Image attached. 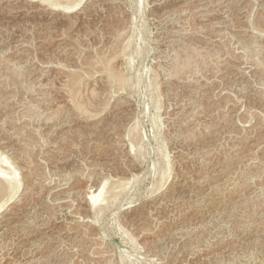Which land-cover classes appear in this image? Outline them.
Instances as JSON below:
<instances>
[{"label":"rangeland","instance_id":"374dc122","mask_svg":"<svg viewBox=\"0 0 264 264\" xmlns=\"http://www.w3.org/2000/svg\"><path fill=\"white\" fill-rule=\"evenodd\" d=\"M72 1L66 0L65 3ZM43 4L41 0H0V157L8 159L10 166L18 171L21 184L15 201L8 208L22 214L23 218L19 219L29 224L23 231L19 229L8 235L0 232V264H62L59 261L63 264H264V221L257 219L258 222H253L245 231L241 227L244 216L249 213L257 215L264 209V0H81L77 11L67 15L60 7ZM200 47L203 48L201 52ZM184 55L192 62L189 61L187 69L182 68L185 71L180 68V75L171 77L169 74L174 70V63L185 59ZM113 68L124 74L125 79L121 74L123 84H118L112 74ZM77 71L81 74L79 79ZM75 74V80L82 85L77 84L75 100L84 104L82 106L88 112L84 115H80V109L72 108L74 104L68 96L69 80H72L69 76ZM120 99L130 117L118 113ZM189 111L198 112L195 123L202 122L197 125L195 139L188 142L183 128H177V119ZM205 114L208 119L204 118ZM132 126L144 137L137 153L128 149L131 148L128 134ZM209 128L216 130L217 134ZM190 141L205 149L214 146V154L208 159L203 158L200 152L190 148ZM230 147L239 151L237 154L242 159L237 158L229 165L232 177L229 174V178L224 176L221 179L220 165L227 161ZM162 149L168 156L166 161L175 168L167 174L171 173L170 176L166 175L164 187L154 191L159 179ZM21 152L22 158L35 172V182L29 186L31 195L24 200L21 196L26 182L24 166L16 156ZM174 153H185L190 159L175 161L171 156ZM125 169L128 171H123ZM205 169L209 175L207 178L217 183L233 182L226 186L228 190L224 191L222 207L235 209L233 214L235 219L238 217L235 225L234 222H225L221 210L209 205L207 199L208 203L203 200L204 215L200 216L195 212L183 215L176 206L168 208L153 204L157 201L155 198L169 194L167 191L173 183H179L175 173L188 170L196 177ZM243 173H248L246 181L240 179ZM104 177L110 180L107 181L109 185L118 177L129 180L128 190H123L119 197L110 201V194L105 195L102 203L105 206L96 215L86 203V195L96 190ZM186 187L178 192L182 197L179 201L184 199L183 196L186 200L201 199L200 194ZM202 228L206 232L201 231V234L199 230ZM187 229L197 233L190 244L186 242ZM127 232L134 236L135 243ZM78 233L83 234L84 242H79ZM75 242L90 246L82 252ZM98 250L101 252L97 253ZM92 255L101 257L97 256V260Z\"/></svg>","mask_w":264,"mask_h":264},{"label":"bare ground","instance_id":"6f19581e","mask_svg":"<svg viewBox=\"0 0 264 264\" xmlns=\"http://www.w3.org/2000/svg\"><path fill=\"white\" fill-rule=\"evenodd\" d=\"M38 1H40V0H38ZM42 1V3H44V4H47V7L48 6H51L52 8L54 7H60L59 9H62V11L64 12V13H66L65 15H67V13H71V12H74V11H77V10H75V9H77L78 7V5H79V3H80V1L81 0H74V2L72 3H65V1L66 0H41ZM62 2V3H61ZM64 2V3H63ZM160 2V1H159ZM35 3H37V2H35ZM39 3V2H38ZM43 4V5H44ZM83 4V3H82ZM90 4V3H89ZM95 5V4H94ZM61 6H62V8H61ZM92 7V6H91ZM202 9V8H201ZM53 10V9H52ZM99 10V9H98ZM199 10V9H198ZM121 11V10H120ZM80 13V12H79ZM119 13V12H118ZM87 14V13H86ZM175 14V13H174ZM184 14V13H183ZM63 15V14H62ZM70 15V14H69ZM196 15H197V13H196ZM73 17V16H72ZM80 18V17H79ZM86 18V17H85ZM185 20V19H184ZM183 21V20H182ZM123 23V22H122ZM174 24V23H173ZM171 26V25H170ZM156 28V27H155ZM186 28V27H185ZM254 28V27H253ZM115 29V28H114ZM167 30V29H166ZM115 32V31H114ZM170 32V31H169ZM258 32V31H257ZM261 33V32H260ZM258 34V33H257ZM120 35H121V33H120ZM119 35V36H120ZM254 35V34H253ZM63 36V35H62ZM134 36V35H133ZM264 36V35H263ZM113 38H114V36H112ZM214 37V36H213ZM63 38V37H62ZM116 38V37H115ZM120 38V37H119ZM252 38V37H251ZM258 38V37H257ZM120 40V39H119ZM123 40V39H122ZM214 40V39H213ZM0 41H1V39H0ZM117 42V41H116ZM126 42V41H125ZM131 41H129L128 43H130ZM256 42V41H255ZM65 43V42H64ZM122 43V42H121ZM124 43V42H123ZM128 43H127V46H128ZM110 44V43H109ZM113 44V43H112ZM125 44V43H124ZM252 44V43H251ZM259 44V43H258ZM187 45V44H186ZM185 45V46H186ZM257 45V44H256ZM63 46V45H62ZM106 46V45H105ZM112 46V45H111ZM119 46V45H118ZM122 46V45H121ZM188 46V45H187ZM190 46V45H189ZM188 46V47H189ZM259 46V45H258ZM5 47V46H4ZM65 47V46H64ZM116 47H117V44H116ZM123 47H125L126 48V45L125 46H123ZM191 47V46H190ZM197 47V46H196ZM248 47V46H247ZM121 48V47H120ZM124 48V49H125ZM130 48V47H129ZM184 48V47H183ZM186 48V47H185ZM201 48V47H200ZM249 48V47H248ZM254 48V47H253ZM23 49H25V48H23ZM73 49V48H72ZM71 49V50H72ZM128 49V48H127ZM192 49V48H191ZM202 49L203 48H201V50H200V52L202 51ZM256 49V48H255ZM259 49V48H258ZM4 50V49H3ZM2 50V51H3ZM62 50V49H61ZM70 50V51H71ZM179 50V49H178ZM195 50V49H194ZM247 50V49H246ZM7 51V50H6ZM17 51V50H16ZM23 51V50H22ZM66 51V50H65ZM129 51V50H128ZM189 51V50H188ZM204 51V50H203ZM254 51V50H253ZM72 52V51H71ZM113 52V51H112ZM127 52V51H126ZM164 52V51H163ZM175 52V51H174ZM173 52V53H174ZM178 52V51H177ZM205 52V51H204ZM244 52V51H243ZM251 52V51H250ZM258 52V51H257ZM17 53V52H16ZM24 53V52H23ZM68 53V52H67ZM111 53V52H110ZM171 53V52H170ZM180 53H182V52H180ZM183 53H185V52H183ZM187 53V52H186ZM185 53V54H186ZM203 53V52H202ZM71 54V53H70ZM103 54H104V52H103ZM113 54H114V52H113ZM120 54H121V52H120ZM125 54H127V53H125ZM205 54V53H204ZM98 55V54H97ZM117 55V54H116ZM197 55H199L198 53H197ZM102 56V55H101ZM111 56V55H110ZM177 56V55H176ZM185 56V55H184ZM187 56V55H186ZM186 56H185V59L183 58L182 60H181V62L179 61L180 60V58H179V60H176V61H179V62H176V63H174L175 64V67H174V70H172L171 68V70H172V73L171 74H169L170 76L171 75H176V74H179L178 73V71H181V69L182 68H184L185 67V69H187V65H188V63H189V61L191 60H188V58H186ZM189 56V55H188ZM195 56V55H194ZM240 56V55H239ZM255 56V55H254ZM257 56V55H256ZM5 57V56H4ZM3 57V58H4ZM75 57V56H74ZM157 57V56H156ZM170 57V56H169ZM190 57H191V55H190ZM197 57V56H196ZM195 57V58H196ZM206 57V56H205ZM2 58V59H3ZM18 58V57H17ZM77 58V57H76ZM75 58V59H76ZM79 58V57H78ZM103 58V57H102ZM206 58H208V57H206ZM250 58V57H249ZM256 58V57H255ZM1 59V58H0ZM27 59V58H26ZM33 59V58H32ZM97 59V58H96ZM105 59V58H104ZM112 59V58H111ZM192 59H194L193 57H192ZM200 59V58H199ZM205 59V58H204ZM239 59V58H238ZM29 60V59H28ZM78 60V59H77ZM110 60V59H109ZM174 60V59H173ZM6 61V60H5ZM87 61V60H86ZM105 61V60H104ZM111 61H113V60H111ZM175 61V60H174ZM197 61H200V60H198L197 59ZM257 61H258V59H257ZM260 61V60H259ZM3 62H4V59H3ZM21 62V61H20ZM32 62H34V61H32ZM77 62V61H76ZM75 62V63H76ZM91 62H92V60H91ZM96 62V61H95ZM170 62V61H169ZM191 62H192V60H191ZM190 62V63H191ZM194 62V61H193ZM201 62H203L202 60H201ZM261 62V61H260ZM8 63V62H7ZM11 63V62H10ZM9 63V64H10ZM23 63V62H22ZM90 63V62H89ZM168 63V62H167ZM205 63V62H204ZM249 63V62H248ZM258 63V62H257ZM256 63V64H257ZM56 64V63H55ZM97 64H99V63H97ZM104 64H105V62H104ZM119 64V63H118ZM160 64V63H159ZM173 64V65H174ZM208 64V63H207ZM261 64H262V62H261ZM7 65V64H6ZM59 65V64H58ZM62 65V64H61ZM95 65V64H94ZM106 65H107V63H106ZM123 65V64H122ZM191 64H189V66H190ZM196 65V64H195ZM198 65V64H197ZM196 65V66H197ZM250 65V64H249ZM5 66V65H4ZM3 66V67H4ZM31 66H32V64H31ZM34 66V65H33ZM65 66V65H64ZM74 66V65H73ZM102 66V65H101ZM119 66V65H118ZM124 66V65H123ZM188 66V67H189ZM200 66V65H199ZM220 66V65H219ZM18 67V66H17ZM38 67V66H37ZM76 67H77V65H76ZM100 67V66H99ZM115 67V66H114ZM203 67H205V66H203ZM95 68V67H94ZM108 68V67H107ZM116 68V67H115ZM168 68V67H167ZM181 68V69H180ZM190 68V67H189ZM219 68V67H218ZM14 69V68H13ZM17 69V68H16ZM66 69H67V67H66ZM79 69V68H78ZM109 69V68H108ZM193 69V68H192ZM198 69V68H197ZM9 70V69H8ZM31 70V69H30ZM43 70V69H42ZM91 70H93V69H91ZM107 70V69H106ZM111 70V69H110ZM113 70H114V68H113ZM113 70H111L112 72H113ZM119 70H120V68H119ZM166 70V69H165ZM183 71H185L184 69H182ZM195 70H196V68H195ZM199 70H201V69H199ZM204 70V69H203ZM202 70V71H203ZM218 70V69H217ZM20 71V70H19ZM22 71V70H21ZM24 71V70H23ZM41 71V70H40ZM66 71V70H65ZM123 71V69L121 70V72ZM191 71V70H190ZM198 71V70H197ZM215 71V70H214ZM221 71V70H220ZM64 72V71H63ZM71 72V71H70ZM69 72V73H70ZM74 72V71H73ZM85 72V70L83 71V73ZM88 72V71H87ZM86 72V73H87ZM120 72V71H119ZM119 72H116V70H114V72L112 73L113 75H114V77L117 79V82H118V84H120V83H122L123 84V82H122V80L123 79H125V76H123L124 74L123 73H121L122 74V76L124 77L123 79H121L122 77H121V74L119 73ZM196 72V71H195ZM18 73H21V72H18ZM25 73V72H24ZM40 73V72H39ZM76 73V72H75ZM78 73H80V72H78L77 71V74ZM82 73V72H81ZM89 73V72H88ZM109 73V72H108ZM167 73V72H166ZM184 73V72H183ZM194 73V72H193ZM215 73V72H214ZM77 74H75V75H73V76H69V77H71L72 78V80L70 79L69 80V84H70V86L68 87L69 89H68V96H69V98H71L72 99V101H71V99H70V101H71V103L73 102V104L74 105H72V108H73V106L75 107V109H80L81 110V112H80V115H82V113H83V115H84V113H88V112H85V109L83 108L84 106H82V105H84V104H82V105H80L79 104V102H77L76 100H75V96H76V93H77V91H78V88H77V84L80 82H78L77 83V80H75V78L77 77L76 75ZM99 74V73H98ZM9 75V74H8ZM7 75V76H8ZM35 75V74H34ZM58 75V74H57ZM66 75V74H65ZM80 75L81 74H78V79H79V77H80ZM84 75V74H83ZM91 75V74H90ZM168 75V74H167ZM168 75V76H169ZM180 75V74H179ZM187 75V74H186ZM190 75V74H189ZM192 75V74H191ZM202 75V74H201ZM200 75V76H201ZM212 75H214V74H212ZM2 76V75H1ZM13 76V75H12ZM15 76H16V74H15ZM19 77H20V75H18ZM76 76V77H75ZM85 76V75H84ZM137 76V75H136ZM156 76V75H155ZM174 76H171V77H174ZM196 76V75H195ZM63 77V76H62ZM75 77V78H74ZM114 78V79H115ZM163 78V77H162ZM167 78V77H166ZM170 78V77H169ZM178 78V77H177ZM180 78V77H179ZM183 78V77H182ZM194 78V77H193ZM68 79V78H67ZM77 79V78H76ZM138 79V78H137ZM39 80V79H38ZM38 80H37V82H38ZM105 80H107V79H105ZM156 80V79H155ZM175 80V79H174ZM179 80V79H178ZM185 80H187V79H185ZM194 80V79H193ZM196 80V79H195ZM206 80V79H205ZM5 81V80H4ZM21 81V80H20ZM75 81V82H74ZM83 81V80H82ZM101 81V80H100ZM109 81V80H108ZM137 81V80H136ZM168 81V80H167ZM191 81V80H190ZM189 81V82H190ZM197 81V80H196ZM207 81V80H206ZM32 82V81H31ZM36 82V83H37ZM40 82V81H39ZM42 82V81H41ZM105 82V81H104ZM162 82V81H161ZM171 82H172V80H171ZM181 82V81H180ZM35 83V84H36ZM47 83V82H46ZM86 83V82H85ZM94 83V82H93ZM107 83V82H106ZM111 83V82H110ZM137 83H139V82H137ZM158 83V82H157ZM179 83V82H178ZM195 83V82H194ZM2 84V83H1ZM14 84V83H13ZM12 84V85H13ZM31 84V83H30ZM29 84V85H30ZM43 84V83H42ZM73 84V85H72ZM80 84V83H79ZM131 84V83H130ZM191 84V83H190ZM201 84V83H200ZM9 85V84H8ZM32 85V84H31ZM45 85V84H44ZM81 85V84H80ZM121 85V84H120ZM137 85V84H136ZM149 85H150V83H149ZM159 85V84H158ZM177 85V84H176ZM188 85V84H187ZM1 86V85H0ZM37 86V85H36ZM41 86H43V85H41ZM52 87H53V85H51ZM64 86V85H63ZM82 86V85H81ZM92 86V85H91ZM108 86V85H107ZM191 86V85H190ZM189 86V87H190ZM35 87V86H34ZM38 87V86H37ZM46 87V86H45ZM62 87V86H61ZM90 87V86H89ZM93 87V86H92ZM101 87V86H100ZM123 87V85L121 86V88ZM151 87V86H150ZM150 87H149V89H150ZM195 87H197V86H195ZM194 87V88H195ZM3 88V87H2ZM25 88V87H24ZM41 88V87H40ZM39 88V89H40ZM55 88V87H54ZM64 88V87H63ZM91 88V87H90ZM97 88V87H96ZM119 88V87H118ZM137 88H139V86L138 87H136V89ZM144 88V87H143ZM164 88V87H163ZM168 88H170V87H168ZM198 88V87H197ZM13 89V88H12ZM26 89V88H25ZM32 89V88H31ZM46 89V88H45ZM91 89H93V88H91ZM90 89V90H91ZM105 89V88H104ZM120 89V88H119ZM123 89V88H122ZM141 89V88H140ZM139 89V90H140ZM183 89V88H182ZM7 90H8V88H7ZM55 90V89H54ZM64 90H66L65 88H64ZM159 90V89H158ZM168 90V89H167ZM177 90V89H176ZM190 90V89H189ZM26 91V90H25ZM36 91V90H35ZM60 91V90H59ZM93 91H95V90H93ZM105 91H106V89H105ZM119 91V90H118ZM173 91V90H172ZM183 91V90H182ZM197 91V90H196ZM30 92V91H29ZM50 92V91H49ZM48 92V93H49ZM65 92V91H64ZM97 92V91H96ZM99 92V91H98ZM102 92V91H101ZM104 92V91H103ZM194 92V91H193ZM12 93V92H11ZM35 93V92H34ZM44 93V92H43ZM92 93H94V92H92ZM164 93V92H163ZM196 93V92H195ZM13 94V93H12ZM55 94V93H54ZM67 94V93H66ZM84 94V93H83ZM97 94V93H96ZM101 94V93H100ZM109 94V93H108ZM189 94V93H188ZM194 94V93H193ZM2 95V94H1ZM10 95V94H9ZM15 95V94H14ZM48 95V94H47ZM56 95V94H55ZM183 95V94H182ZM34 96V95H33ZM49 96V95H48ZM66 96V95H65ZM85 96V95H84ZM94 96V95H93ZM96 96V95H95ZM104 96V95H103ZM177 96V95H176ZM35 97V96H34ZM43 97V96H42ZM47 97V96H46ZM81 97H82V95H81ZM99 97V96H98ZM129 97V96H128ZM1 98H3V96L1 97ZM12 98H13V96H12ZM36 98V97H35ZM52 98V97H51ZM55 98V97H54ZM87 98V97H86ZM96 98V97H95ZM120 98H121V96H120ZM10 99V98H9ZM49 99V98H48ZM80 99V98H79ZM151 99V98H150ZM195 99V98H194ZM208 99V98H207ZM223 99V98H222ZM2 100V99H1ZM33 100V99H32ZM55 100V99H54ZM80 100H82V99H80ZM87 100H89V99H87ZM86 100V101H87ZM121 101H120V106L118 107V110H116V111H118V113H120L121 114V112H122V114L123 113H125L126 115H124V116H126V117H130V112L129 111H127L126 110V105L124 104L123 106H121L122 105V103H124V101H122V99H120ZM157 100H158V98H157ZM180 100V99H179ZM4 101V100H3ZM6 101V100H5ZM39 101V100H38ZM86 101H84V102H86ZM90 102V101H89ZM214 102V101H213ZM224 102V101H223ZM27 103V102H26ZM33 103V102H32ZM81 103H83V102H81ZM91 103V102H90ZM127 103V102H126ZM161 103V102H160ZM201 103V102H200ZM215 103V102H214ZM217 103V102H216ZM220 103V102H219ZM2 104V103H1ZM14 104V103H13ZM23 104V103H22ZM34 104V103H33ZM87 104V103H86ZM96 104V103H95ZM212 104V103H211ZM210 104V105H211ZM228 104V103H227ZM5 105V104H4ZM15 105V104H14ZM26 105V104H25ZM28 105H29V103H28ZM157 105V104H156ZM161 105V104H160ZM88 106H90V105H88ZM204 106V105H203ZM209 106V105H208ZM7 107V106H6ZM26 107V106H25ZM30 107H31V105H30ZM199 107V106H198ZM213 107V106H212ZM86 108H88L87 106H86ZM90 108V110H91V107H89ZM88 108V109H89ZM197 108V107H196ZM208 108V107H207ZM19 109V108H18ZM34 109V108H33ZM32 109V110H33ZM75 109H74V111H75ZM201 109V108H200ZM29 110H30V108H29ZM28 110V111H29ZM76 110V112H77V114H79V111H77ZM83 110V111H82ZM87 110V109H86ZM90 110H89V113H90ZM208 110V109H207ZM223 110V109H222ZM234 110V109H233ZM22 111V110H21ZM25 111V110H24ZM38 111V110H37ZM73 111V112H74ZM96 111V110H95ZM100 111V110H99ZM193 111V110H192ZM195 111V110H194ZM31 112V111H30ZM36 112V111H35ZM35 112H33V113H35ZM204 112V111H203ZM219 112V111H218ZM7 113V112H6ZM17 113V112H16ZM22 113V112H21ZM24 113V112H23ZM22 113V114H23ZM114 113V112H113ZM196 113H198V112H196ZM195 112H190L189 111V113H186L185 115H184V117L182 116V117H180L179 116V118L177 119V128L179 127V129H181V128H183V132L186 134V140L189 142V140L190 139H195V137H196V132H197V130L199 129V126H197L198 124L200 125V123L202 122L200 119H199V117L197 118V119H199L201 122L199 123H195L196 122V120L194 119V118H196L195 116V114H196ZM226 113V112H225ZM235 113V112H234ZM91 114V113H90ZM202 114V113H201ZM211 114V113H210ZM29 115V114H28ZM31 115V114H30ZM35 115V114H34ZM73 115H75V114H73ZM79 115V116H80ZM87 115V114H86ZM206 115V114H205ZM232 115H233V113H232ZM22 115H20V117H21ZM40 116V114L38 115V117ZM42 116V115H41ZM70 116V115H69ZM88 116V115H87ZM97 116V115H96ZM116 116V115H115ZM219 116V115H218ZM223 116V115H222ZM228 116V115H227ZM4 117V116H3ZM11 117V116H10ZM32 117V116H31ZM50 117H52V116H50ZM81 117H83V116H81ZM216 117V116H215ZM221 117V116H220ZM232 117V116H231ZM237 117V116H236ZM26 118V117H25ZM28 118V117H27ZM84 118V117H83ZM99 118H101V117H99ZM205 119L207 118V115H206V117H204ZM208 118H209V116H208ZM207 118V119H208ZM12 119V118H11ZM20 119V118H19ZM49 119V118H48ZM88 119H89V117H88ZM227 119V118H226ZM32 120V119H31ZM33 120H35V119H33ZM91 120V119H90ZM156 120V119H155ZM159 120V119H158ZM198 120V121H199ZM213 120V119H212ZM229 120V119H228ZM14 121V120H13ZM26 121V120H25ZM36 121V120H35ZM69 121V120H68ZM136 121V120H135ZM195 121V122H194ZM204 121V120H203ZM219 121H220V119H219ZM222 121V120H221ZM1 122V121H0ZM62 122V121H61ZM79 122V121H78ZM100 122V121H99ZM156 122V121H155ZM231 122V121H230ZM233 122V121H232ZM231 122V123H232ZM12 123V122H11ZM19 123V122H18ZM90 123V122H89ZM97 123V122H96ZM17 124V123H16ZM28 124V123H27ZM32 124V123H31ZM67 124V123H66ZM135 124V123H134ZM233 124V123H232ZM6 125H8V124H6ZM22 125V124H21ZM88 125V124H87ZM214 125V124H213ZM215 125H217V124H215ZM214 125V126H215ZM3 126V125H2ZM55 126V125H54ZM92 126H93V124H92ZM100 126V125H99ZM175 126H176V124H175ZM189 126H191V127H189ZM204 126V125H203ZM205 126H207V125H205ZM204 126V127H205ZM218 126V125H217ZM216 126V127H217ZM224 126H226V125H224ZM232 126V125H231ZM6 127V126H5ZM4 127V128H5ZM17 127V126H16ZM29 127V126H28ZM66 127V126H65ZM213 127V126H212ZM27 128V127H26ZM138 128V127H137ZM176 128V129H177ZM205 128H207V127H205ZM227 128V127H226ZM13 129V128H12ZM22 129V128H21ZM29 129V128H28ZM54 129V128H53ZM52 129V130H53ZM204 129V128H203ZM210 129V128H209ZM221 129V128H220ZM225 129V128H224ZM235 129V128H234ZM14 130V129H13ZM32 130V129H31ZM51 130V129H50ZM67 130V129H66ZM178 130V129H177ZM206 130V129H205ZM210 130H213L212 128L210 129ZM20 131V130H19ZM35 131V130H34ZM64 131V130H63ZM104 131V130H103ZM167 131V130H166ZM182 131V130H181ZM214 131V130H213ZM216 131V130H215ZM214 131V133L213 134H217L216 132ZM220 131V130H219ZM23 132V131H22ZM173 132V131H172ZM232 132V131H231ZM11 133V132H10ZM37 133V132H36ZM180 133V132H179ZM206 133V132H205ZM19 134H21V133H18V135ZM23 134V133H22ZM25 134V133H24ZM24 134H23V136H24ZM67 134V133H66ZM117 134V133H116ZM210 134H211V132H210ZM220 134V133H219ZM29 135V134H28ZM31 135V134H30ZM128 135H130V139H131V144H129V145H131V148H128V149H131V150H135V152L137 153V152H139L140 150H141V143H142V141H143V139H144V137H143V135H142V133H141V131H137V129L135 128V126H132V128H130V130H129V134ZM236 135V134H235ZM22 136V135H21ZM66 136V135H65ZM116 136V135H115ZM185 136V135H184ZM204 136V135H203ZM207 136H208V134H207ZM206 136V137H207ZM212 136V135H211ZM238 136V135H237ZM9 137V136H8ZM63 137V136H62ZM129 137V136H128ZM170 137V136H169ZM178 137V136H177ZM215 137V136H214ZM213 137V138H214ZM20 138V137H19ZM18 138V139H19ZM30 138V137H29ZM35 138V137H34ZM59 138V137H58ZM64 138V137H63ZM62 138V139H63ZM166 138V137H165ZM185 138V137H184ZM219 138V137H218ZM17 139V140H18ZM68 139V138H67ZM66 139V140H67ZM222 139V138H221ZM220 139V140H221ZM40 140V139H39ZM171 140V139H170ZM198 140H200V139H198ZM217 140V139H216ZM232 140V139H231ZM28 141V140H27ZM33 141V140H32ZM35 141V140H34ZM37 141V140H36ZM195 141V140H194ZM197 141V140H196ZM23 142V141H22ZM25 142V141H24ZM175 142V141H174ZM205 142V141H204ZM31 143H33V142H31ZM64 143V142H63ZM128 143V142H127ZM195 143V144H194ZM210 143V142H209ZM259 143V142H258ZM236 144H237V142H236ZM19 145V144H18ZM35 145V144H34ZM184 145V144H183ZM190 148L192 147V150H194V151H198V152H200V154L202 155V157L203 158H209V156H212L213 154H214V151L212 150L213 148H214V146H213V148H209L208 146V148H206L205 149V147L203 148L201 145V147L200 146H198L197 144H196V142H192V141H190ZM226 145V144H225ZM23 147H24V145H22ZM21 146V147H22ZM33 146V145H32ZM233 146V145H232ZM238 146H239V144H238ZM27 147H29V146H27ZM130 147V146H129ZM226 147H227V145H226ZM236 147V146H235ZM14 148V147H13ZM220 148V147H219ZM231 148V151L229 152L230 153V155H229V153H228V157H227V161L226 160H224V161H226L225 162V164L224 165H220V166H222V167H220V168H222L219 172V177L221 178V177H223L224 178V176L225 177H227L229 174L231 175V169H230V166L229 165H231V163H233V161L234 160H236L237 158H239V159H242V156H239L237 153L239 152H237V151H233V147H230ZM240 148V147H239ZM24 149H26V148H24ZM165 149V148H164ZM215 149V148H214ZM245 149V148H244ZM254 149V148H253ZM26 150H28V149H26ZM166 150V149H165ZM200 150V151H199ZM242 150V149H241ZM13 151V150H12ZM24 151V150H23ZM33 151V150H32ZM116 151V150H115ZM118 151V150H117ZM123 151V150H122ZM178 151V150H177ZM182 151H183V149H182ZM216 151V150H215ZM218 151V150H217ZM224 151V150H223ZM250 151V150H249ZM17 152V151H16ZM19 152V151H18ZM25 152V151H24ZM124 152H126V151H124ZM131 152V151H130ZM180 152V151H179ZM195 152V153H196ZM222 152V151H221ZM226 152V151H225ZM224 152V153H225ZM246 152V151H245ZM264 152V151H263ZM186 153V152H185ZM185 153L183 154V153H174V155H171V156H173L172 158L175 160V159H177L178 161H180V162H187V160L186 159H190V158H188V156H186L185 155ZM242 152H240V154H241ZM249 153V152H248ZM132 154H133V151H132ZM160 154V153H159ZM171 154V153H170ZM217 154V153H216ZM215 154V155H216ZM25 155H27V153L25 154ZM135 155V154H134ZM133 155V156H134ZM161 155H162V161H160V163H161V165H160V167H158V169H159V171H158V184H157V186L155 185V183H154V185L156 186V188H155V190L154 191H157V190H160V189H162L163 187H164V185L166 184V177L167 176H170V174L169 175H167L168 173H169V171L171 170V168L172 169H174L173 167H171L170 165H169V163H171L170 161H166V157H168V156H166V154L164 153V150L162 149V151H161ZM188 155V154H187ZM193 155H194V153H193ZM218 155V154H217ZM220 155V154H219ZM246 155H248V154H246ZM1 156V155H0ZM5 156V155H4ZM16 156H18L17 158L19 159V161H21V162H23V168H24V173H23V175H24V181H26L25 182V187H24V189H23V191H22V194H21V196H22V199L24 200V197H26L27 198V196H29V195H31V193H30V191H31V187H29V186H31V184L33 183V182H35L34 181V170L31 168V166L30 165H28L27 164V161L25 162V160L22 158V152L21 153H19L18 155H16ZM46 156V155H45ZM50 156V155H49ZM190 156V155H189ZM253 156V155H252ZM255 156V155H254ZM6 157H7V155H6ZM28 157V156H27ZM138 157V156H137ZM226 157V156H225ZM3 156L2 157H0V215H2L3 214V212H6V213H4L2 216H0V232H4V234H9V233H11V232H13V231H17V230H19L20 229V231H23L24 229H25V227L26 226H28L27 224H26V220L24 221V220H21V219H19V218H23V217H21V216H23L22 214H20L19 215V213L17 214V213H14L15 211H13L12 212V209H9L8 207H9V205L11 204V203H13V201H15V197H16V195H17V193H18V190H19V188H20V182H19V179H18V177H19V175H17V173L16 172H18V171H15V169L14 168H12L11 166V164H9L10 162L8 161L7 162V160L8 159H6V158H3ZM7 158H9V157H7ZM130 158V157H129ZM211 158V157H210ZM264 158V157H263ZM11 159V158H10ZM29 159V158H28ZM132 159V158H131ZM255 159V158H254ZM17 160V159H16ZM30 160V159H29ZM128 160V159H127ZM130 160V159H129ZM213 160V159H212ZM220 160V159H219ZM245 160V159H244ZM11 161V160H10ZM31 161V160H30ZM131 161H133V160H131ZM172 161V160H171ZM176 161V160H175ZM238 161V160H237ZM254 161V160H253ZM260 161V160H259ZM127 162V161H126ZM174 161H172V163H173ZM194 162V161H193ZM241 162H243V161H241ZM12 163V162H11ZM122 163H123V161H122ZM127 163H129V161L127 162ZM159 163V164H160ZM211 163V162H210ZM248 163V162H247ZM261 163V162H260ZM17 164V163H16ZM27 164V165H26ZM135 164V163H134ZM133 164V165H134ZM186 164V163H185ZM203 164V163H202ZM215 164V163H214ZM237 164V163H236ZM249 164V163H248ZM11 165V166H10ZM31 165H32V163H31ZM131 165V164H130ZM129 165V166H130ZM132 165V167L131 168H133L134 166ZM169 165V166H168ZM190 165V164H189ZM192 165V164H191ZM190 165V166H191ZM206 165V164H205ZM233 165V164H232ZM235 165V164H234ZM239 165V164H238ZM263 165V164H262ZM21 166V165H20ZM28 166V167H27ZM211 166V165H210ZM213 166V165H212ZM244 166V165H243ZM122 167V166H121ZM127 167V166H126ZM235 167V166H234ZM22 168V169H23ZM209 168V167H208ZM248 168V167H247ZM38 169V168H37ZM36 169V170H37ZM101 169V168H100ZM128 169V168H127ZM127 169H125V170H123V171H126ZM239 169V168H238ZM242 169V168H241ZM249 169V168H248ZM133 170V169H132ZM243 170V169H242ZM256 170V169H255ZM264 170V169H263ZM102 171V170H101ZM122 171V172H123ZM128 171V170H127ZM129 171H130V168H129ZM183 171V170H182ZM23 172V171H22ZM170 172H172V171H170ZM186 173H182V174H179V173H175L176 174V176H178L179 177V179H178V181H179V183H173L172 185H171V187L169 188V190L167 191V192H169V194H167V195H165V193L164 194H162L160 197H157V198H159V199H157V198H155L154 199V201H156V202H154L153 204L155 205V204H159L160 206H164V207H171V206H176V207H178L179 209H180V212H182V214L183 215H185V214H187V213H189V212H192V213H196V214H198L199 216L200 215H204V210H203V207H202V203L205 201V203H208L209 201H206V199L207 200H210V203H209V205H211L213 208H215V209H218V210H221V213H223L222 215V217H224V221L225 222H230V223H233L234 222V225H235V222L237 221V219H238V217H237V219H235V216H234V214H233V209L231 208L230 210H226L225 208H223L222 207V199L224 200V196H223V194H224V191H226V190H228L227 188H226V186L228 185H230V184H232V183H230V184H228L227 182V184L226 183H224L223 181V183H217V181H214L212 178H207V175H208V172H207V170L205 169V170H203L202 172L201 171H199V175L198 176H194L192 173H191V171H188V170H186L185 171ZM218 172V171H217ZM236 172V171H235ZM254 172V171H253ZM256 172V171H255ZM101 173V172H100ZM252 173V172H251ZM38 174V173H37ZM104 174V173H103ZM233 174V173H232ZM236 174V173H235ZM244 174V173H243ZM257 174V173H256ZM106 175V174H105ZM133 176H134V174H132ZM155 175V174H154ZM167 175V176H166ZM239 175V174H238ZM247 175H248V173L245 175H243V177L242 178H240V179H242V180H247ZM250 175V174H249ZM100 176H101V174H100ZM133 176H131L130 178H132ZM175 176V177H176ZM209 176V175H208ZM234 176V175H233ZM252 176H254V175H252ZM258 176V175H257ZM260 176V175H259ZM102 177V176H101ZM107 177V176H106ZM135 177V176H134ZM133 177V178H134ZM231 177H232V175H231ZM249 177V176H248ZM251 177V176H250ZM36 178V177H35ZM169 178V177H168ZM219 178V179H220ZM227 178H229V177H227ZM256 178V177H255ZM26 179V180H25ZM102 179V178H101ZM136 179V178H135ZM134 179V180H135ZM170 179V178H169ZM222 179V178H221ZM220 179V180H221ZM43 180V179H42ZM226 180V179H225ZM230 180V179H229ZM241 180V182H242V184H244V186H246L245 185V181H242ZM107 181H110V180H108V178H103L102 180H100V182H99V184H98V186H97V188H96V190H94V191H89L88 193H87V195H86V203L88 204V206L90 207V209H92V212H93V210L96 212V215H98L97 213H100L102 210H103V207L105 206V205H103L102 203H103V200H105V195H107V194H110V198L109 197H107V198H109L108 200L110 201V199L111 198H117V197H119V195L123 192V190L125 191V189H127L126 188V186L129 184V180H126V179H121V178H119L118 177V179H114V181L113 182H111V184L109 185L108 184V182ZM112 181V180H111ZM219 181V180H218ZM227 181V180H226ZM252 181V180H251ZM22 182V181H21ZM170 182V181H169ZM235 182V181H234ZM110 183V182H109ZM186 183L188 184V185H186ZM109 186H108V185ZM242 184H241V186H242ZM238 185V184H237ZM249 185V184H248ZM247 185V186H248ZM251 185V184H250ZM253 185V184H252ZM55 186V185H54ZM57 186V185H56ZM186 186H188V189H191V192H193V191H195L194 193H198V194H200V196H199V198H201L200 200L197 198V199H195V200H190V198L188 199V200H186L185 199V197L183 196V198L184 199H182V200H180L179 201V199H181L182 197L179 195V193L178 192H181L182 190H183V188H185ZM234 186V185H233ZM244 186H242V188H244ZM231 187V186H230ZM187 188V187H186ZM233 188V187H232ZM239 188V187H238ZM255 188V187H254ZM52 189V188H51ZM233 189H235V188H233ZM256 189V188H255ZM30 190V191H29ZM34 190V189H33ZM67 190V189H66ZM128 190V189H127ZM126 190V191H127ZM187 190V189H186ZM240 190V189H239ZM262 190V189H261ZM190 191V190H189ZM236 191V190H235ZM246 191V190H245ZM254 191V190H253ZM257 191V190H256ZM55 192V191H54ZM166 192V193H167ZM255 192V191H254ZM260 192V191H259ZM157 193V192H156ZM232 193H233V191H232ZM238 193V192H237ZM241 193V192H240ZM68 194H70V193H68ZM185 194V193H184ZM189 194H190V192H189ZM188 194V195H189ZM230 194V193H229ZM250 194V193H249ZM248 194V195H249ZM197 195V194H196ZM61 196V195H60ZM78 196V195H77ZM192 195H190V197H191ZM226 196H228V195H226ZM230 196V195H229ZM260 196V195H259ZM262 196H263V194H262ZM63 197V196H62ZM66 197V196H65ZM181 197V198H180ZM189 197V196H188ZM196 197V196H195ZM247 197V196H246ZM250 197V196H249ZM256 197V196H255ZM258 197V196H257ZM264 197V196H263ZM263 197H261V198H263ZM61 198V197H60ZM74 198V197H73ZM78 198V197H77ZM18 199V198H17ZM57 199V198H56ZM61 199H63V198H61ZM75 199V198H74ZM233 199V198H232ZM257 200H259L260 199V197H259V199L258 198H256ZM28 200V199H27ZM66 200V199H65ZM68 200V199H67ZM73 200V199H72ZM204 200V201H203ZM237 200V199H236ZM239 200V199H238ZM30 201V200H29ZM39 201V200H38ZM107 201V200H106ZM229 201V200H228ZM240 201H241V199H240ZM67 202V201H66ZM108 202V201H107ZM106 202V203H107ZM253 202V201H252ZM255 202V201H254ZM263 202V201H262ZM261 202V203H262ZM17 203V202H16ZM63 203V202H62ZM238 203V202H237ZM251 203V202H250ZM257 203V202H256ZM34 204V203H33ZM105 204V203H104ZM246 204H248V203H246ZM253 204V203H252ZM258 204H259V202H258ZM19 205V204H18ZM107 205V204H106ZM144 205V204H143ZM236 205V204H235ZM263 205V204H262ZM260 206V207H263V206ZM13 206V205H12ZM32 206V205H31ZM51 206V205H50ZM56 206H57V204H56ZM59 206H61V205H59ZM145 206V205H144ZM146 206H148V205H146ZM225 206V205H224ZM244 206V205H243ZM141 207V206H140ZM11 208V207H10ZM16 208V207H15ZM130 208V207H129ZM144 208V207H143ZM149 208V207H148ZM134 209V208H133ZM147 209V208H146ZM162 209V208H161ZM251 209H252V207H251ZM36 210V209H35ZM137 210V209H136ZM145 210V209H144ZM235 210V209H234ZM150 211V210H149ZM171 211V210H170ZM205 211H206V209H205ZM238 211V210H237ZM236 211V212H237ZM241 211H243V210H241ZM256 211V210H255ZM135 212V211H134ZM138 212V211H137ZM141 212V211H140ZM139 212V213H140ZM219 212V211H218ZM251 212H253V211H251ZM20 213H22V212H20ZM27 213V212H26ZM26 213H25V215H26ZM91 213V212H90ZM139 213H138V215H139ZM213 213V212H212ZM249 213V212H248ZM259 213V212H258ZM140 214H142V213H140ZM145 214V213H144ZM241 214V213H240ZM67 215V214H66ZM134 215V214H133ZM135 215H136V213H135ZM143 215V214H142ZM142 215H139V216H142ZM218 215V214H217ZM242 215V214H241ZM240 215V216H241ZM130 216H132V215H130ZM151 216V215H150ZM197 216V215H196ZM220 216V215H219ZM218 216V218L220 219V217ZM135 217V216H134ZM133 217V218H134ZM137 217V216H136ZM143 217H144V215H143ZM243 217V216H242ZM25 218H27V217H25ZM133 218H132V220H133ZM138 218V217H137ZM190 218V217H189ZM199 218V217H198ZM210 218V217H209ZM136 219V218H135ZM141 219H142V217H141ZM243 220H241V222L243 223V225H242V223H240V225L239 226H241V227H244V231H245V229L246 230H248L249 229V227L252 225V223L253 222H256V220L258 219V220H261V221H264V209L262 208V211L259 213V214H257L256 215V213L254 214V213H249V214H247L246 216H244L243 218H242ZM28 220V219H27ZM78 220H80V218L78 219ZM84 220V219H83ZM143 220V219H142ZM202 220V219H201ZM258 220H257V222H258ZM30 221V220H29ZM145 221V220H144ZM195 221V220H194ZM31 222V221H30ZM81 222V221H80ZM222 222V221H221ZM33 223V222H32ZM79 223V222H78ZM136 223H139L138 221L136 222ZM200 222H198L197 224H199ZM264 223V222H263ZM86 224V223H85ZM215 224V223H214ZM224 224V223H223ZM238 224V223H237ZM236 224V225H237ZM260 224V223H259ZM84 225V224H83ZM140 225V224H139ZM222 225V224H221ZM226 225V224H225ZM32 226V225H31ZM205 226V225H204ZM67 227V226H66ZM199 227H200V224H199ZM198 227V228H199ZM235 227V226H234ZM238 227V226H237ZM263 227V226H262ZM68 228V227H67ZM77 228V227H76ZM84 228V227H83ZM180 228V227H179ZM178 228V229H179ZM188 228V227H187ZM193 228V227H192ZM197 228V227H196ZM214 228V227H213ZM216 228V227H215ZM219 228H220V226H219ZM224 228V227H223ZM240 228V227H239ZM261 228V227H260ZM26 229H28V228H26ZM85 229V228H84ZM83 229V230H84ZM184 229L185 228H183V230L182 231H184ZM216 229H218V228H216ZM29 230V229H28ZM32 230V229H31ZM30 230V231H31ZM57 230V229H56ZM176 230V229H175ZM174 230V231H175ZM188 231L186 232V237L188 238V240H186V242L187 243H191V241H192V238H194L193 236H195V235H197V233H193L192 232V230L190 231V229H187ZM204 230H205V228H204ZM204 230H203V228L201 229V230H199L200 232L201 231H203L204 232ZM210 230V229H209ZM235 230V229H234ZM241 230V229H240ZM72 231V230H71ZM178 231V230H177ZM185 231H186V229H185ZM184 231V232H185ZM195 231V230H194ZM208 231V230H207ZM213 231V230H212ZM34 232V231H33ZM173 232V231H172ZM191 232V233H190ZM199 232V233H200ZM205 232H206V230H205ZM204 232V233H205ZM217 232V231H216ZM21 233V232H20ZM32 233V232H31ZM128 233V232H127ZM145 233V232H144ZM208 233V232H207ZM250 233V232H249ZM25 234V233H24ZM42 234H43V232H42ZM90 234V233H89ZM129 234V236H130V240L133 242V243H135V238H134V236L129 232L128 233ZM201 234H202V232H201ZM201 234H199V235H201ZM215 234V233H214ZM222 234V233H221ZM242 234H243V232H242ZM41 235V234H40ZM56 235V234H55ZM207 235H209V233L207 234ZM241 235V234H240ZM2 236V235H1ZM53 236V235H52ZM59 236V235H58ZM75 236H77L76 234H75ZM177 236V235H176ZM184 236V235H183ZM14 237V236H13ZM60 237V236H59ZM78 238L80 237V240H79V242L80 241H82V239L84 238V236H83V234H79L78 233V236H77ZM76 237V238H77ZM208 237H210V236H208ZM217 237V236H216ZM221 237V236H220ZM224 237V236H223ZM36 238V237H35ZM40 238H42V237H40ZM43 238H44V236H43ZM58 238V237H57ZM65 238V237H64ZM70 238V237H69ZM68 238V239H69ZM75 238V239H76ZM37 239V238H36ZM93 239V238H92ZM160 239V238H159ZM201 239V238H200ZM204 239V238H203ZM264 239V238H263ZM33 240H34V238H33ZM208 240V239H207ZM255 240V239H254ZM1 241V240H0ZM46 241V240H45ZM63 241V240H62ZM76 241V240H75ZM196 241V240H195ZM210 241V240H209ZM214 241V240H213ZM245 241V240H244ZM259 241V240H258ZM30 242V241H29ZM35 242V241H34ZM82 242H84V240L82 241ZM89 242V241H88ZM218 242V241H217ZM223 242V241H222ZM22 243V242H21ZM36 243V242H35ZM35 243H34V245H35ZM76 243V242H75ZM28 244V243H27ZM63 244V243H62ZM78 244V245H77ZM86 243H76V245H77V247L79 246L80 247V249H81V251L82 252H84L86 249H87V246L88 245H85ZM193 244V243H192ZM220 244V243H219ZM242 244V243H241ZM256 244V243H255ZM43 245V244H42ZM42 245H40V246H42ZM56 245V244H55ZM194 245V244H193ZM23 246V245H22ZM39 246V247H40ZM51 246V245H50ZM49 246V247H50ZM52 246H54V245H52ZM90 246V245H89ZM88 246V247H89ZM188 246V245H187ZM190 246V245H189ZM215 246V245H214ZM30 247V246H29ZM31 247H34V246H32L31 245ZM48 247V248H49ZM57 247H58V245H57ZM69 247H71V246H69ZM186 247V246H185ZM27 248V247H26ZM96 248V247H95ZM108 248V247H107ZM106 248V249H107ZM184 248V247H183ZM261 248V247H260ZM24 249H25V247H24ZM30 249V248H29ZM38 249V248H37ZM56 249V248H55ZM72 249V248H71ZM89 249V248H88ZM99 249V248H98ZM102 249V248H101ZM35 250V249H34ZM104 250V249H103ZM23 251V250H22ZM28 251V250H27ZM72 251H73V249H72ZM93 251V250H92ZM105 251V250H104ZM188 251V250H187ZM55 252V251H54ZM76 252H78V251H76ZM86 252V251H85ZM99 252V250L97 251V253ZM100 252H101V250H100ZM99 252V253H100ZM105 252H109V250H107V251H105ZM57 253V252H56ZM81 253V252H80ZM94 253H95V251H94ZM177 253V252H176ZM217 253V252H216ZM27 254V253H26ZM70 254V253H69ZM83 254V253H82ZM86 254V256H87V253H85ZM90 254H91V252H90ZM96 254V253H95ZM103 254V253H102ZM226 254V253H225ZM23 255V254H22ZM28 255V254H27ZM47 255H48V253H47ZM61 256L63 255V254H60ZM81 255V254H80ZM176 255V254H175ZM219 255V254H218ZM230 255V254H229ZM43 256L44 257H48V256H46L45 254H43ZM49 256H50V254H49ZM57 256H58V254H57ZM82 256V255H81ZM85 256V255H84ZM91 256V255H90ZM92 256H94V255H92ZM98 257H101V256H99V255H97ZM97 256H94L95 258H97ZM42 257V256H41ZM59 257V259H60V256H58ZM89 257V256H88ZM105 257H107V256H105ZM221 257V256H220ZM219 257V258H220ZM226 257V256H225ZM53 258H54V256H53ZM93 258V257H92ZM103 258V257H102ZM101 258V259H102ZM227 258V257H226ZM38 259V258H37ZM41 259H43V257L41 258ZM40 258L38 259L39 261L41 260ZM47 258H44V260H46ZM49 259V258H48ZM58 259V258H57ZM86 259V258H85ZM88 259V258H87ZM99 258H97V260H98ZM25 260V259H24ZM31 260V259H30ZM37 260V261H38ZM43 260V261H44ZM81 260H83V259H81ZM93 260V259H92ZM92 260H90V261H92ZM103 260H105V258L103 259ZM228 260V259H227ZM230 260V259H229ZM55 261H56V259H55ZM58 261V260H57ZM79 261V260H78ZM89 261V262H90ZM110 261V260H109ZM264 261V260H263ZM51 262V261H50ZM59 262H61L62 264H63V262L62 261H59ZM87 262V261H86ZM101 262V261H100ZM103 262V261H102ZM199 262V261H198ZM232 262H233V260H232ZM45 263V262H44ZM108 263V262H107ZM52 264H53V262H52ZM56 264H58V262L56 263ZM87 264H89V263H87ZM104 264V263H103ZM215 264V263H214ZM218 264H219V262H218ZM227 264V263H226Z\"/></svg>","mask_w":264,"mask_h":264}]
</instances>
